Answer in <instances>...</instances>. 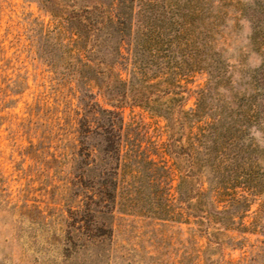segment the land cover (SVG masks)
Instances as JSON below:
<instances>
[{
  "label": "rangeland",
  "instance_id": "1",
  "mask_svg": "<svg viewBox=\"0 0 264 264\" xmlns=\"http://www.w3.org/2000/svg\"><path fill=\"white\" fill-rule=\"evenodd\" d=\"M186 2L202 9L200 28L206 26L209 35L216 30L210 41L230 78L220 93L229 101L252 93V76L261 65L257 25L264 11L258 0H175L179 6ZM54 24L39 0H0V264H264V157L255 175L230 194L247 197L250 211L229 227L212 224L208 233L206 223L202 228L194 218L178 220L181 175L166 152V120L130 107L122 109L124 149L137 151L151 176L137 182L134 166L124 168L112 240L89 250L84 198L69 185L67 165L77 153L80 94L38 50L40 28L51 31ZM59 71L65 73V66ZM118 71L126 79L125 67ZM208 78L192 74L182 86L198 90ZM195 108L191 97L186 109ZM231 202L223 199L219 209H229ZM159 208L175 217L154 215Z\"/></svg>",
  "mask_w": 264,
  "mask_h": 264
},
{
  "label": "trees",
  "instance_id": "2",
  "mask_svg": "<svg viewBox=\"0 0 264 264\" xmlns=\"http://www.w3.org/2000/svg\"><path fill=\"white\" fill-rule=\"evenodd\" d=\"M39 2L55 22L51 31L40 28L39 54L54 73L67 74L64 82L80 94L77 153L67 165L69 185L84 198L89 250L106 248L112 240L124 168L134 166L137 182L151 176L138 152L124 149L128 134L122 109L127 107L145 109L167 122L166 152L181 175L179 221L194 218L199 227L206 223L209 233L212 224L229 227L245 216L248 198L230 194L255 175L264 157L259 143L261 139L264 144V18L257 25L261 65L252 76L253 92L234 94L229 101L219 91L230 83L228 66L210 41L216 30L212 36L206 26L198 25V6H179L175 0ZM257 5L264 11V0ZM63 66L65 73L59 71ZM203 72L208 84L194 91L182 86L183 78ZM191 97L196 98V108L187 110ZM226 198L232 204L220 210ZM156 211L153 214L165 220L175 217L169 209Z\"/></svg>",
  "mask_w": 264,
  "mask_h": 264
}]
</instances>
